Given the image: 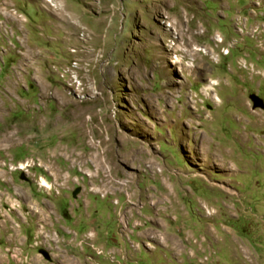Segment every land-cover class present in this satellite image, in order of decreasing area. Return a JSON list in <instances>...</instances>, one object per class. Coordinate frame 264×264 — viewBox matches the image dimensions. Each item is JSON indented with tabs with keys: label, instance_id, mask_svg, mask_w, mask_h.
<instances>
[{
	"label": "rangeland",
	"instance_id": "374dc122",
	"mask_svg": "<svg viewBox=\"0 0 264 264\" xmlns=\"http://www.w3.org/2000/svg\"><path fill=\"white\" fill-rule=\"evenodd\" d=\"M52 1L0 0V264H264V52L200 51L264 0Z\"/></svg>",
	"mask_w": 264,
	"mask_h": 264
},
{
	"label": "built area",
	"instance_id": "2783aa9c",
	"mask_svg": "<svg viewBox=\"0 0 264 264\" xmlns=\"http://www.w3.org/2000/svg\"><path fill=\"white\" fill-rule=\"evenodd\" d=\"M247 21V20H246ZM237 36L238 38H232L227 40L222 33L214 34L212 38V45L208 47H204L200 51L203 52L205 56H207L214 64H219L222 59L231 55L232 50L238 48L240 45L244 46V48H248L247 40L252 41L255 45L256 49L264 52V23H260L259 25L249 27L248 21L244 23L238 21L237 23ZM246 55L245 58H242L238 61L239 68L244 69L246 71L256 72L253 64L247 63ZM174 59H179L177 55H173ZM192 65V64H188ZM64 73H69V70L64 71ZM259 75L260 72H257ZM219 86V82L217 80L208 79L206 88L212 94L213 100L216 102L219 101V98L215 93L216 88ZM29 168V164L21 165L20 170L24 171Z\"/></svg>",
	"mask_w": 264,
	"mask_h": 264
},
{
	"label": "water",
	"instance_id": "95a60500",
	"mask_svg": "<svg viewBox=\"0 0 264 264\" xmlns=\"http://www.w3.org/2000/svg\"><path fill=\"white\" fill-rule=\"evenodd\" d=\"M256 102L253 101V108L254 109H258V108H261V109H264V101L262 99H260L259 97L255 96L254 97ZM78 191L75 192L74 196L77 195ZM43 254V256L47 259V260H50V255L48 252L46 251H42L41 252Z\"/></svg>",
	"mask_w": 264,
	"mask_h": 264
},
{
	"label": "bare ground",
	"instance_id": "6f19581e",
	"mask_svg": "<svg viewBox=\"0 0 264 264\" xmlns=\"http://www.w3.org/2000/svg\"><path fill=\"white\" fill-rule=\"evenodd\" d=\"M47 2L48 3H50L51 4V6H53L54 7V4H53V1L52 0H47ZM167 26L173 31V25L172 24H170V23H167ZM173 61H176L177 59H174V58H171ZM207 91H208V89H207ZM209 92V91H208ZM44 187H46V188H48V184L46 183V181H44V180H42V183H41ZM51 187L49 186V188L48 189H50ZM151 245V244H150Z\"/></svg>",
	"mask_w": 264,
	"mask_h": 264
},
{
	"label": "flooded vegetation",
	"instance_id": "af4514ba",
	"mask_svg": "<svg viewBox=\"0 0 264 264\" xmlns=\"http://www.w3.org/2000/svg\"><path fill=\"white\" fill-rule=\"evenodd\" d=\"M254 97H255L254 95H252V94L250 95V98H251V100H252V103H253V101L256 102V100H255ZM253 104H254V103H253Z\"/></svg>",
	"mask_w": 264,
	"mask_h": 264
}]
</instances>
